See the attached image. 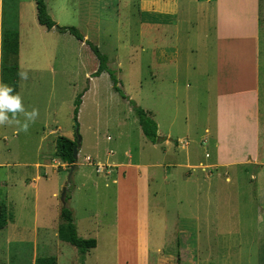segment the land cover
<instances>
[{
  "label": "rangeland",
  "instance_id": "1",
  "mask_svg": "<svg viewBox=\"0 0 264 264\" xmlns=\"http://www.w3.org/2000/svg\"><path fill=\"white\" fill-rule=\"evenodd\" d=\"M45 4L58 27L75 28L107 57V67L115 73L121 91L152 116L158 138L163 140L154 146L145 139L132 107L112 90L107 73L91 78L98 62L84 43L38 24L35 0H1V31L19 34V61L27 75L21 83L22 102L27 111L37 109L38 117L27 132L2 125L1 151L9 166L0 168V203L6 205L14 228L0 232V264H34L39 258H56V264H181L182 229L193 234L189 238L193 255L198 243L204 259L209 257L207 264H255L253 170L185 167L186 152L191 151L190 165H197L205 151L211 150L202 140L204 130L212 124L215 105V85L207 78L215 70L212 30L207 33L206 28L198 27L202 21L196 18V0L177 3L186 17L172 28L170 47L172 53L177 52L176 60L164 66L156 65L151 47L153 33L157 36L168 28L150 26L152 21L165 19L163 14L151 12L164 2L45 0ZM261 11L259 114L264 126V0ZM79 94L83 96L75 121ZM56 127L78 130L81 143L72 172L68 167L50 168L52 159L56 161L49 154L53 150L41 148L40 140ZM57 133L50 139L61 137ZM165 139L174 156H165ZM178 140L186 141L188 147L176 149ZM126 154L132 157V165L148 167L149 178L155 176L147 190V214L139 215L135 172L126 171L131 178L123 187L121 204L134 215L131 218L130 211L124 212L117 233V192L114 175L109 176L115 166L110 163H126ZM37 163L49 166L36 169ZM155 163L162 167L151 168ZM96 164L110 166L105 170L108 174H96ZM164 165H170L171 176L167 177ZM38 172L42 179L35 188L33 178ZM186 174L197 185H187ZM64 189L77 235L97 242L84 261L74 247L54 238L58 226L51 229L57 207L63 206ZM208 230L214 235L200 236Z\"/></svg>",
  "mask_w": 264,
  "mask_h": 264
},
{
  "label": "crops",
  "instance_id": "2",
  "mask_svg": "<svg viewBox=\"0 0 264 264\" xmlns=\"http://www.w3.org/2000/svg\"><path fill=\"white\" fill-rule=\"evenodd\" d=\"M164 2L163 7L151 9V12L163 14L165 19L160 22L152 21L150 26L157 27L163 25L168 29L158 34L153 33V51L154 62L156 65L164 66L171 64L176 60L177 52L172 53V28L179 25V18L184 19L181 6L177 3H182L184 0H159ZM175 1V2H174ZM262 0H196V18L197 21H202V27L198 22L200 29L206 28L207 33L211 30L212 54H214V73L208 75L209 81L214 82L215 88V105L212 115V124L204 130L205 137L202 140L203 144L210 147V151H205L204 156L198 161L197 165H190L191 151L186 152L185 167L201 168L205 170H221L229 171L237 169L238 172H247V168L254 173L250 174V180L255 184V197L257 201V217L256 230L253 231L254 248H255V264H264V142H261L264 137V126L260 120V92H259V76H260V57H261V28H262ZM46 6V11L47 5ZM160 10V11H159ZM184 17V18H183ZM0 26H1V0H0ZM0 49H1V27H0ZM20 52V39H19ZM214 52V53H213ZM1 63V50H0ZM19 65V86L18 95L21 97L22 73L21 64L18 55ZM1 83V81H0ZM148 113V112H147ZM149 114V113H148ZM150 115V114H149ZM150 117H152L150 115ZM153 119V118H152ZM156 123V122H155ZM58 125V124H57ZM157 125V124H156ZM57 131L61 132V137H65L71 141L75 139V132L70 129L62 131V128L56 127L40 140L41 148L47 151H52L51 156L53 165H41L37 163L36 169H45L48 166L57 170L58 166L63 170L67 167L55 156L56 139L51 140V136H55ZM2 134V125H0V168L9 166L8 162L3 158L1 151V141H4ZM157 135H159L157 126ZM160 136V135H159ZM170 135L168 134V137ZM56 137V136H55ZM160 141L163 138H159ZM165 147L163 151L165 156H174V150L168 147L167 139L164 141ZM176 149H186L188 143L178 140ZM155 146V145H154ZM166 148V149H165ZM79 152V150H78ZM77 152V155H78ZM127 162H111L115 166L113 173V183L116 185L117 192V233L121 231V219L124 212L129 209L121 204L123 197L124 186L130 182V175H126V171L132 169L135 173L136 180V209L139 215L147 214V190L149 189L150 179H154V175L149 178L147 166L132 165V157L126 154ZM194 159V158H193ZM100 163V162H98ZM169 171L170 165H164ZM182 166V165H177ZM162 167V164L155 163L151 168ZM167 177L171 176V171L166 172ZM211 174V173H209ZM43 176L46 177L43 171ZM190 176V177H189ZM187 185H197V180H190L191 174H186L183 177ZM209 175L203 179H208ZM41 175L38 172L33 178L34 187L36 183L41 181ZM165 179V177H164ZM226 181L229 182L228 177ZM156 182V181H155ZM188 188V187H187ZM186 188V189H187ZM37 193V192H36ZM38 194V193H37ZM53 198H57V194H52ZM36 209L38 204V195H36ZM63 205V204H62ZM60 205V206H62ZM49 210V206H46ZM61 207H57V211L53 216L51 229L59 226V216ZM130 217L133 218L134 212L130 211ZM38 215L36 214V218ZM136 220V219H135ZM188 220V219H187ZM57 221V223H56ZM74 224V223H73ZM14 228V222L10 221V214L0 217V232L3 229ZM75 226V225H74ZM44 229V227H42ZM184 228V227H182ZM76 229V227H75ZM198 231V229L196 230ZM77 232V230H76ZM223 232L232 233V231L224 230ZM212 231H207L200 236H210L214 234ZM182 240L180 241V262L181 264H207L209 257L204 259L202 248L196 243L195 254L191 252L190 234L188 230L182 229L179 232ZM215 235H224L215 232ZM232 235V234H230ZM234 235V234H233ZM229 236V235H226ZM58 237V233H54V238ZM211 258V257H210ZM213 262V261H212ZM210 263V262H209Z\"/></svg>",
  "mask_w": 264,
  "mask_h": 264
},
{
  "label": "trees",
  "instance_id": "3",
  "mask_svg": "<svg viewBox=\"0 0 264 264\" xmlns=\"http://www.w3.org/2000/svg\"><path fill=\"white\" fill-rule=\"evenodd\" d=\"M36 18L40 26L50 31L55 29L60 34H68L80 43H84L92 52L98 62L97 70L93 73L91 78H98L103 73H107L112 84V90L117 93L122 100L128 101L132 107L133 113L138 121L142 135L145 139L155 145L160 139L157 135V125L150 115L136 105L135 102L129 100L128 97L119 88V81L115 73L108 69V59L103 55L99 49L92 43L86 41L84 37L75 29L71 27H58L56 23L48 16L45 6V0H35ZM1 63H0V81L3 84L10 86L13 89V94H18L19 86V34L16 31H1ZM83 94L77 96L75 102V109L73 111L74 120L79 111L81 98ZM76 146V137L73 141L58 137L55 143V156L69 169L75 166L76 159L73 157V149ZM69 197L66 195L65 204L60 210L58 237L63 242L74 247L80 255V260L84 261L85 255L92 249L96 248L97 242L95 239H83L77 235L75 226L73 224L72 212L67 207ZM7 214V207L4 203H0V217ZM56 258H39L35 260L34 264H56Z\"/></svg>",
  "mask_w": 264,
  "mask_h": 264
},
{
  "label": "clouds",
  "instance_id": "4",
  "mask_svg": "<svg viewBox=\"0 0 264 264\" xmlns=\"http://www.w3.org/2000/svg\"><path fill=\"white\" fill-rule=\"evenodd\" d=\"M21 78L26 79V73H20ZM23 116V120L18 119ZM38 117V110L33 108L27 111L18 94H13V89L0 83V125H14L17 131L27 132L29 125L35 122Z\"/></svg>",
  "mask_w": 264,
  "mask_h": 264
},
{
  "label": "water",
  "instance_id": "5",
  "mask_svg": "<svg viewBox=\"0 0 264 264\" xmlns=\"http://www.w3.org/2000/svg\"><path fill=\"white\" fill-rule=\"evenodd\" d=\"M75 137H76V146L73 149V157L76 159L77 152H78V150L80 148V143H81V139L78 136V130H77V128L75 129ZM72 171H73V167L71 168V172ZM65 198H66V190L64 189L63 192H62V194H61V197H60L61 203L63 205L65 204Z\"/></svg>",
  "mask_w": 264,
  "mask_h": 264
},
{
  "label": "built area",
  "instance_id": "6",
  "mask_svg": "<svg viewBox=\"0 0 264 264\" xmlns=\"http://www.w3.org/2000/svg\"><path fill=\"white\" fill-rule=\"evenodd\" d=\"M111 153V155H112V152H110ZM89 163L91 162V160L90 159H88L87 160ZM108 167H110V166H106V167H104L103 165H101V164H96L95 165V172H96V174H102V173H104V172H106L105 170H107L106 168H108ZM107 173V172H106ZM108 174V173H107ZM110 174V173H109Z\"/></svg>",
  "mask_w": 264,
  "mask_h": 264
},
{
  "label": "bare ground",
  "instance_id": "7",
  "mask_svg": "<svg viewBox=\"0 0 264 264\" xmlns=\"http://www.w3.org/2000/svg\"><path fill=\"white\" fill-rule=\"evenodd\" d=\"M126 235V234H125ZM128 239V238H127ZM130 240V239H129ZM128 241V240H127ZM130 242V241H129ZM122 247V246H121ZM124 247V246H123ZM124 249V248H123ZM122 251V250H121ZM128 253H130V252H128ZM125 255V254H124ZM124 258H125V256H124Z\"/></svg>",
  "mask_w": 264,
  "mask_h": 264
}]
</instances>
